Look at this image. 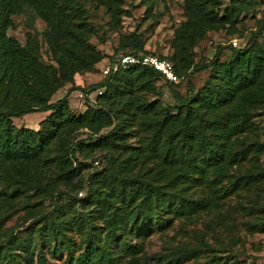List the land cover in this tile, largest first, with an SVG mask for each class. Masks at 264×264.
<instances>
[{
	"label": "rangeland",
	"instance_id": "1",
	"mask_svg": "<svg viewBox=\"0 0 264 264\" xmlns=\"http://www.w3.org/2000/svg\"><path fill=\"white\" fill-rule=\"evenodd\" d=\"M217 1L219 13L232 6L231 0ZM79 2L92 31L84 46L100 55L93 65L95 72L74 74V83L79 85L81 82L80 86L84 87L103 78L106 75L103 70L115 62L120 53L131 50L126 43L130 33L138 35L148 54L166 58L172 52L169 43L173 31L185 20L183 0ZM245 2V7L239 6L237 16L201 36L192 47L194 62L209 60L218 45L219 59H228L230 51L226 45L233 47L231 42L235 39L236 47H242L257 26L264 23V0ZM15 9L8 15L11 26L6 28V35L24 44L25 33H30L36 38L42 60L54 65L44 42L46 23L27 5ZM116 9L121 11L118 19L111 16ZM256 40L264 43V30ZM208 71L192 73L171 85L158 80L155 94L147 95V98L156 101L157 109L163 107L169 113H175L180 107L175 93L185 95L187 81L193 84L194 90L198 89L206 81ZM67 89L68 85L65 90L59 89L51 101L63 96ZM67 94V104L76 113L86 105H94L93 99L98 93L89 94V100L77 90ZM226 114L216 125L223 126L227 136H211L208 146L211 152L205 148L204 154H199L193 141L181 144L183 147L177 145L180 150L175 148L180 152L173 153L172 150L168 156H165L166 150L175 146V142L168 144L163 134L157 139L154 133L158 134V129L155 132L152 124L134 119L123 141L138 149L136 156H130L133 157L132 167L128 170L121 167L120 163L126 159L125 152H93L85 163L90 158L98 159L103 174L91 183L89 194L84 192L88 187L85 185L87 167L72 178H66L65 171L55 168L38 188H26L28 180L16 175L18 170L14 164L2 165L1 263L35 264L34 249L28 251V256L18 254L19 246L10 243L8 234H19L20 240L29 236L32 246H38L42 235L28 227L32 219L38 218L34 225L38 224L40 228L44 225L50 238L45 250L53 245L50 229L56 228L67 240L74 256L95 243V264H125L133 250L143 257L145 264H166L164 257L169 253L181 259L174 264H264V100L257 102L237 93L233 108ZM44 115L30 113L14 118L12 122L15 126L24 124L28 127ZM244 116L247 126L238 131L235 126ZM196 123H191L192 130ZM106 131L103 129L102 133ZM205 133L203 139L209 140L207 130ZM78 137L85 138L83 134ZM181 152L188 160L182 159ZM79 166L73 161L72 167ZM145 182L149 188L160 185V190L166 189L167 183L177 185L169 194L152 195L142 207L135 190L139 191L140 183ZM136 210L139 217L132 220L131 215L126 231L110 240L107 232L121 222L122 214ZM14 253L18 256H13ZM64 255L61 251L51 263L63 264Z\"/></svg>",
	"mask_w": 264,
	"mask_h": 264
},
{
	"label": "trees",
	"instance_id": "2",
	"mask_svg": "<svg viewBox=\"0 0 264 264\" xmlns=\"http://www.w3.org/2000/svg\"><path fill=\"white\" fill-rule=\"evenodd\" d=\"M231 1L232 6L219 13L217 0H183L185 20L173 31L169 43L172 52L166 58L157 57L171 63L173 72L179 78L178 82L192 73L207 69L209 75L196 90L187 81L185 95L175 93L180 107L175 113H169L163 107L157 109L156 101L149 100L147 95L155 94L158 80L167 85L176 83L162 79L149 66L136 64L118 67L86 87L74 83V74L95 72L93 65L100 59L97 51L84 46V41L92 31L85 20L79 0H0V170L2 165L14 164L18 170L16 175L28 180L26 188H38L55 168L65 171L66 178H72L87 167L85 185L88 187L84 192L89 194L91 183L99 179L100 173L103 174L98 159L90 158L85 163L93 152H125L126 159L120 163L121 167L126 170L132 167L133 157L130 156H136L138 149L123 141L130 132L133 120L137 118L142 123L152 124L155 132L158 129V134L154 133L157 139L163 134L166 138L164 141L168 144L175 142V146L167 148L165 156L172 150L173 153L180 152L177 145L183 147L181 144L187 145L193 141L196 142V152L199 154H204L205 148L211 152L212 149L208 147L210 137L217 138L222 134L227 136L224 127L216 125V122L233 108L237 93L257 102L264 100V43L256 40L257 35L264 30V23L257 26L242 47L226 45L230 51L228 59H219L218 45L209 60L193 61L192 47L201 36L208 30L225 25L232 17L237 16L239 6L246 5V0ZM21 5L30 7L48 26L44 42L54 65L42 60L36 38L30 33H25L24 44L6 35V28L11 26L8 15ZM120 12V9H116L111 16L118 19ZM124 13L129 15L126 10ZM129 36L126 43L131 50L120 54H148L137 34L130 33ZM67 85V92L77 90L86 100H89L88 96L92 92L100 93L94 97V105H86L81 112L74 113L67 104V92L51 101L52 95ZM35 112L46 113L39 120L36 129L15 126L12 122V118ZM192 122H197L193 130L190 128ZM245 126L246 116L235 128L239 131ZM103 129L107 131L102 133ZM205 130L209 134V140L203 139ZM79 134H83L85 138H79ZM180 155L184 161L188 160L182 152ZM73 161L80 166L76 169L72 167ZM175 185L177 183H167L164 186L166 189L160 190V185L149 188L147 182L140 183V190H135V194L143 207L152 195L169 194ZM78 192L83 194L82 191ZM138 206L140 208V203ZM131 215L132 220H135L140 214L138 210L122 214L121 222L107 232L110 240L126 231ZM36 221L38 222V218L32 219L28 225L42 235V241L36 247L32 246L29 236L20 240L19 234H8L10 243L19 246L18 254L28 256V251L34 249L35 264H55L51 260L64 251L63 264L96 263L97 254L93 250L95 243L74 256L67 240L61 237L56 228L50 229L53 245L45 250L44 246L50 241L46 235L48 229H43L44 225L42 228L38 224L34 225ZM125 246L127 249L128 245ZM18 254L14 253L13 256ZM174 256V253L166 255V264L180 262L181 259ZM142 258L133 250L125 264H145Z\"/></svg>",
	"mask_w": 264,
	"mask_h": 264
},
{
	"label": "built area",
	"instance_id": "3",
	"mask_svg": "<svg viewBox=\"0 0 264 264\" xmlns=\"http://www.w3.org/2000/svg\"><path fill=\"white\" fill-rule=\"evenodd\" d=\"M233 46H236V40L233 39L231 42ZM145 65L151 67L153 70L157 71L162 79L171 82L177 83L179 78L173 72L171 63L166 59H160L155 55L145 54V55H132V54H119L115 62L109 64L104 70L103 73L107 74L110 70H114L118 67L125 68L130 65ZM100 93V91H97Z\"/></svg>",
	"mask_w": 264,
	"mask_h": 264
},
{
	"label": "crops",
	"instance_id": "4",
	"mask_svg": "<svg viewBox=\"0 0 264 264\" xmlns=\"http://www.w3.org/2000/svg\"><path fill=\"white\" fill-rule=\"evenodd\" d=\"M75 76H79V75L76 74ZM75 76H74V78H75ZM83 76H85V75H83ZM83 76H82V77H83ZM83 78H85V77H83ZM75 80H76V79H75ZM75 82H76V81H75ZM76 84L78 85V83H76ZM79 85H82V83L80 82ZM65 88H66V87H64L62 90H65ZM41 113H44V112H41ZM44 114H46V113H44ZM27 115H28V114H27ZM44 116H45V115H44ZM22 117H23V116H22ZM22 117H21V118H22ZM13 119H14V118H12V120H13ZM40 120H41V119H40ZM38 122H39V121H36V120H35V124L32 123L31 125H28V127H29V128H32V129H36V128H37V125H38ZM21 126H24V127H25L24 124L21 125Z\"/></svg>",
	"mask_w": 264,
	"mask_h": 264
}]
</instances>
